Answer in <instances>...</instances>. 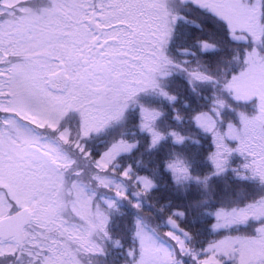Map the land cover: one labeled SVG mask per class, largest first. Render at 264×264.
I'll list each match as a JSON object with an SVG mask.
<instances>
[{"label": "snow or ice", "instance_id": "1", "mask_svg": "<svg viewBox=\"0 0 264 264\" xmlns=\"http://www.w3.org/2000/svg\"><path fill=\"white\" fill-rule=\"evenodd\" d=\"M0 264H264V0H0Z\"/></svg>", "mask_w": 264, "mask_h": 264}, {"label": "trees", "instance_id": "2", "mask_svg": "<svg viewBox=\"0 0 264 264\" xmlns=\"http://www.w3.org/2000/svg\"><path fill=\"white\" fill-rule=\"evenodd\" d=\"M113 255H115V253Z\"/></svg>", "mask_w": 264, "mask_h": 264}]
</instances>
